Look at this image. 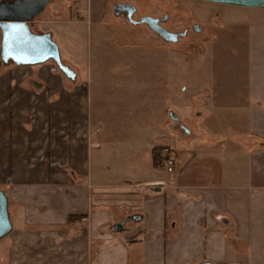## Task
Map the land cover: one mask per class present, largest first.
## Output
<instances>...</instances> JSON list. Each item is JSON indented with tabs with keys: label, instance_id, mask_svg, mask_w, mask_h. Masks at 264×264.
Instances as JSON below:
<instances>
[{
	"label": "crops",
	"instance_id": "1",
	"mask_svg": "<svg viewBox=\"0 0 264 264\" xmlns=\"http://www.w3.org/2000/svg\"><path fill=\"white\" fill-rule=\"evenodd\" d=\"M72 1L84 21L43 33L83 48L82 29L90 30L83 82L77 73L66 79L51 62L0 60V190L18 225L9 236L13 256L3 264H264V25L249 26L244 48L228 46L244 54L241 78L207 71L214 62L207 59L195 76L226 98L227 108L229 98L238 100L227 117L231 123L237 111V133L209 136L202 127L194 136L169 111L182 139L170 142L148 118L140 136L119 142L115 128L110 133L92 119L89 59L94 49L114 54L126 72L138 56L152 64L142 77L148 88L153 59L98 39L92 44L91 29L110 4L135 7L134 0ZM163 147L175 156L174 171L165 172L175 174L173 182L147 177L148 153Z\"/></svg>",
	"mask_w": 264,
	"mask_h": 264
},
{
	"label": "rangeland",
	"instance_id": "2",
	"mask_svg": "<svg viewBox=\"0 0 264 264\" xmlns=\"http://www.w3.org/2000/svg\"><path fill=\"white\" fill-rule=\"evenodd\" d=\"M133 3L136 7L135 20L142 16L162 18L168 15L163 27L172 33H182L184 29H188L187 35L175 44L165 43L146 24L133 26L127 23L123 16H114L113 4H110L102 22L92 26V44L98 39L101 43H109L120 51L133 49L140 51L144 57L151 56L153 68L149 77L153 78L149 88L142 84V77L147 74L146 70L152 64H147L138 56L128 62V70L125 72V65L122 60H118L121 58L94 49L92 58L89 59L92 83H89L87 92L93 121L100 120L105 123L110 133L115 128V132L119 134V142H128L140 136L141 134L137 135L141 132L139 128L146 124L148 118V123L153 120V125L159 126L161 134L167 136L170 142L182 139L184 135L178 127L174 128L176 124L169 119V111L175 112L182 124L193 131L194 136H202L198 130H205L209 136L215 135L214 133L222 136L232 135L234 131L237 133V111L231 123H228L227 117L231 112L234 113V106H240L238 100L229 98L231 102L227 101V108V103L224 102L226 98L213 95L215 92L212 91L210 83L201 82L195 76L207 59L214 61L205 65L207 71L213 74L215 72L217 76L235 73V76L239 75L241 78L242 72L239 73V70L244 54H235L231 50L228 52V46L233 41L238 47L244 48L247 45L249 26L264 25V7L242 8L201 0H134ZM76 9L77 5L72 0H53L37 19L38 24L32 27L35 33H43L51 29L63 32V29L70 26L65 22H74V26H78L84 19ZM193 25L202 30H192ZM82 30L83 48L75 42L71 44L52 36L59 48L61 60L65 59L62 62L77 73L81 82L86 73V39L90 35V30L87 31L85 27ZM115 64L118 66L115 67ZM225 64L227 70L223 68ZM182 86H186L190 91L181 94L179 90ZM226 108L230 112H227ZM237 108L240 109L236 107V110ZM202 127L208 128L203 130ZM124 151L125 148L120 150V153ZM147 158V177L152 174V178L173 182L175 174L167 175L163 169L154 168L149 153ZM9 207L16 215L20 213L13 204ZM10 221L17 230L18 225L13 224L11 216ZM14 228L0 239V264L8 263L9 258L13 256L9 236Z\"/></svg>",
	"mask_w": 264,
	"mask_h": 264
},
{
	"label": "water",
	"instance_id": "3",
	"mask_svg": "<svg viewBox=\"0 0 264 264\" xmlns=\"http://www.w3.org/2000/svg\"><path fill=\"white\" fill-rule=\"evenodd\" d=\"M204 2L236 6L242 8L264 7V0H201ZM53 0H0V60L4 65L38 66L51 62L68 80L75 81L76 73L60 57L59 48L52 40L50 33H35L32 25L40 17ZM115 14L126 11L131 19L135 7L128 3H117L113 6ZM163 19L144 17L133 24H146L148 28L165 43L175 44L185 36L183 33H172L163 28ZM197 27V26H195ZM202 29L197 28L200 32ZM120 228V224L115 226ZM12 231L8 211V198L0 190V239ZM210 264V263H202Z\"/></svg>",
	"mask_w": 264,
	"mask_h": 264
},
{
	"label": "built area",
	"instance_id": "4",
	"mask_svg": "<svg viewBox=\"0 0 264 264\" xmlns=\"http://www.w3.org/2000/svg\"><path fill=\"white\" fill-rule=\"evenodd\" d=\"M161 165L167 173H172L175 166V156L170 147H163L161 151Z\"/></svg>",
	"mask_w": 264,
	"mask_h": 264
},
{
	"label": "flooded vegetation",
	"instance_id": "5",
	"mask_svg": "<svg viewBox=\"0 0 264 264\" xmlns=\"http://www.w3.org/2000/svg\"><path fill=\"white\" fill-rule=\"evenodd\" d=\"M116 4H117V3H116ZM114 5H115V4H114ZM114 5H113V6H114ZM135 9H136V8H135ZM112 11H113V15H114V16H116V17L123 16V17L125 18V20L127 21V23H129V24H131V25H133V26H138V25H141V24H133V23L131 22V20L137 22V21L142 20L144 17H149V16H142L140 19L135 20V19H134V15H135V13H136V10H135L133 16L131 17V19L128 18V13H127L126 11H120L118 14H115L113 7H112ZM166 16L168 17V15H164L162 18H157V19H163V18H165ZM167 20H168V18H167ZM166 22H167V21H166ZM166 22H165V23H166ZM165 23H160V25L163 27V25H164ZM163 28H164V27H163ZM196 29H197V27H195V25H193V26H192V30L196 31ZM183 32H186V33H185V36L183 37V38H185L186 35H187V32H188V29H184ZM183 32H182V33H183ZM181 39H182V38H181ZM179 40H180V39H179ZM179 40H178V41H179Z\"/></svg>",
	"mask_w": 264,
	"mask_h": 264
},
{
	"label": "trees",
	"instance_id": "6",
	"mask_svg": "<svg viewBox=\"0 0 264 264\" xmlns=\"http://www.w3.org/2000/svg\"><path fill=\"white\" fill-rule=\"evenodd\" d=\"M62 61H65V59H63ZM161 151H162V148L154 149L151 153L152 161L155 167L161 166V157H160Z\"/></svg>",
	"mask_w": 264,
	"mask_h": 264
}]
</instances>
